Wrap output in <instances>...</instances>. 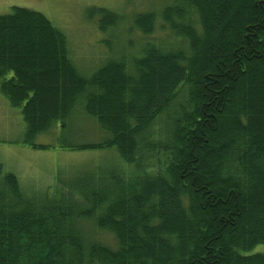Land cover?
I'll return each mask as SVG.
<instances>
[{"label": "trees", "instance_id": "16d2710c", "mask_svg": "<svg viewBox=\"0 0 264 264\" xmlns=\"http://www.w3.org/2000/svg\"><path fill=\"white\" fill-rule=\"evenodd\" d=\"M162 10L174 47L149 41L89 78L43 13L0 15V91L21 110L23 143L51 148L36 137L82 105L111 137L61 147L119 152L111 169L59 179L42 195L0 163V264H264L253 252L264 245V0H172ZM88 17L104 33L126 18L100 7ZM132 19L154 33L156 13ZM90 220L117 249L87 238Z\"/></svg>", "mask_w": 264, "mask_h": 264}, {"label": "rangeland", "instance_id": "374dc122", "mask_svg": "<svg viewBox=\"0 0 264 264\" xmlns=\"http://www.w3.org/2000/svg\"><path fill=\"white\" fill-rule=\"evenodd\" d=\"M172 0H0V15L9 13L13 6L43 13L68 39L69 53L77 70L84 77H91L111 58H129L138 54L141 47L150 42L174 47L177 41L173 33L163 29L162 9ZM107 8L126 16L123 25L115 30L101 32L97 19L88 17L91 8ZM157 14L153 34L143 35L133 26V16L138 13ZM186 48L185 43H178ZM130 59V58H129ZM182 94V93H181ZM185 97V93L180 95ZM76 109L68 124H57L48 132L39 134L35 142L51 148L35 150L23 143L26 124L19 108L12 107L0 91V163L5 172L14 173L22 190L29 194L54 192L57 182L73 181L81 174L101 173L118 163L119 152L115 148L72 150L61 145L99 143L110 138L97 120ZM167 124L160 125L166 129ZM159 136V135H158ZM160 138H164L163 135ZM76 182V181H74ZM88 239L97 240L115 250L118 243L110 232L99 229L94 221H86ZM253 252L264 253V245Z\"/></svg>", "mask_w": 264, "mask_h": 264}, {"label": "crops", "instance_id": "0c3cea01", "mask_svg": "<svg viewBox=\"0 0 264 264\" xmlns=\"http://www.w3.org/2000/svg\"><path fill=\"white\" fill-rule=\"evenodd\" d=\"M29 147H31V146H29ZM31 148H33V147H31ZM33 149L38 150V149H36V148H33Z\"/></svg>", "mask_w": 264, "mask_h": 264}]
</instances>
